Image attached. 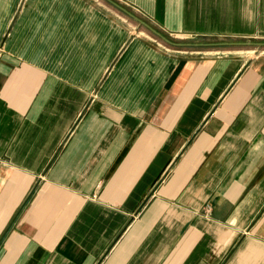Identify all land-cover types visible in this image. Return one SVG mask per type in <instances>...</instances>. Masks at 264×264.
<instances>
[{
  "label": "crops",
  "instance_id": "1",
  "mask_svg": "<svg viewBox=\"0 0 264 264\" xmlns=\"http://www.w3.org/2000/svg\"><path fill=\"white\" fill-rule=\"evenodd\" d=\"M113 1L264 42V0ZM0 264H264V47L0 0Z\"/></svg>",
  "mask_w": 264,
  "mask_h": 264
},
{
  "label": "water",
  "instance_id": "2",
  "mask_svg": "<svg viewBox=\"0 0 264 264\" xmlns=\"http://www.w3.org/2000/svg\"><path fill=\"white\" fill-rule=\"evenodd\" d=\"M105 1L108 2V3H110L111 5H113L114 7H116L117 9H119L120 11H122L123 13H125L126 15H128L129 17H131L139 25H141L144 28H146L150 33H152L153 35H155L156 37H158L160 40H162L166 44H169V45H172V46H176V47H196V48H200V47H226V46L251 45V46H257V47H261V48L264 47V42H258V43H253V42H249V43H198V44L175 43V42L170 41L165 36L161 35L158 31H156L155 29H153L145 21H143L140 18H138L137 16L133 15L132 13H130L129 11H127L125 8H123L122 6H120L119 4H117L116 2H114L113 0H105Z\"/></svg>",
  "mask_w": 264,
  "mask_h": 264
},
{
  "label": "rangeland",
  "instance_id": "3",
  "mask_svg": "<svg viewBox=\"0 0 264 264\" xmlns=\"http://www.w3.org/2000/svg\"><path fill=\"white\" fill-rule=\"evenodd\" d=\"M160 42V41H159Z\"/></svg>",
  "mask_w": 264,
  "mask_h": 264
}]
</instances>
